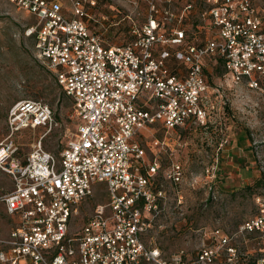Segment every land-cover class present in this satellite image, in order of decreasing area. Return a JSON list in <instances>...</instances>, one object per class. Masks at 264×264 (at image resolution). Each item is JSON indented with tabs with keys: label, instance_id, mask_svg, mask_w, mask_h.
Here are the masks:
<instances>
[{
	"label": "built area",
	"instance_id": "obj_1",
	"mask_svg": "<svg viewBox=\"0 0 264 264\" xmlns=\"http://www.w3.org/2000/svg\"><path fill=\"white\" fill-rule=\"evenodd\" d=\"M141 1L147 15L141 23L131 20V39L109 44L90 29L89 9L96 0H7L34 17L23 34L33 38L35 56L71 99L77 124L58 157L42 149L41 138L22 153L14 134L50 128L54 112L33 99L9 106L0 169L12 187L0 201L13 223L0 235V264H240L233 239L264 231V195H256L255 213L233 233L211 230V244L193 258L183 251L164 257L143 241L164 199L156 176L157 151L165 142L153 136L143 145L141 131L156 124L166 132L206 125L215 107L204 71L211 56L222 59L232 82L264 95V11L252 0ZM193 2L202 9L192 10ZM198 19L207 20L211 30L194 41L198 29L186 27L197 28ZM147 147L153 157L145 162ZM206 171L214 176L213 168ZM164 177L178 184L181 164L171 161ZM98 183L108 200L71 231L73 215ZM251 264H264V254Z\"/></svg>",
	"mask_w": 264,
	"mask_h": 264
},
{
	"label": "rangeland",
	"instance_id": "obj_2",
	"mask_svg": "<svg viewBox=\"0 0 264 264\" xmlns=\"http://www.w3.org/2000/svg\"><path fill=\"white\" fill-rule=\"evenodd\" d=\"M252 2L257 10L264 11V0ZM146 14V4L141 0H96L89 9V25L106 43L122 44L131 39V20L141 23ZM34 20L7 0L2 2L0 141L8 133L9 106L21 99L39 100L52 108L55 124L50 128L24 129L13 137L22 153L41 138L42 149L58 157L74 136L77 118L71 99L63 93L50 68L35 56L33 38L23 34L25 26ZM193 20L191 17L188 21ZM222 73L221 66L207 61L209 82L220 94L206 125L184 124L166 132L156 124L143 129L138 137L143 145L150 144L153 136L165 142L157 151L160 168L156 176L164 199L158 202L142 239L147 245L158 247L167 258L179 251L193 258L201 246L211 244L210 231L214 228L235 232L243 220L255 213L254 197L264 195V95L249 89L244 82L228 80ZM152 157L147 147L145 162ZM171 161L179 162L183 169L178 184L164 177ZM211 168L214 176L206 171ZM11 187L10 176L0 169V194ZM94 189L73 215L71 231L79 229L96 205L108 200L102 184H96ZM12 223L0 201V235H6ZM233 242L240 249V264H251L264 254V231L239 234Z\"/></svg>",
	"mask_w": 264,
	"mask_h": 264
},
{
	"label": "crops",
	"instance_id": "obj_3",
	"mask_svg": "<svg viewBox=\"0 0 264 264\" xmlns=\"http://www.w3.org/2000/svg\"><path fill=\"white\" fill-rule=\"evenodd\" d=\"M201 9H202V5H200V2H193L192 10H194L196 12V10H201ZM196 24H197V28L196 27L192 28V25H188L186 28L188 30L189 29H194V30L198 29L196 34L195 35L193 34V39L192 40L201 41L202 39H204L205 35L208 34V30H211V28H210L207 20L203 22L202 19H198ZM188 34L191 37V33L188 32ZM206 36H209V35H206ZM222 74L224 75V71H223ZM227 79L229 80L228 77H227ZM209 85H210V90L215 91V94L211 95V97H212L211 101H214V106H215V100L217 99V96L220 94V92L218 91V88L212 86L210 83H209Z\"/></svg>",
	"mask_w": 264,
	"mask_h": 264
},
{
	"label": "trees",
	"instance_id": "obj_4",
	"mask_svg": "<svg viewBox=\"0 0 264 264\" xmlns=\"http://www.w3.org/2000/svg\"><path fill=\"white\" fill-rule=\"evenodd\" d=\"M146 10H147V6H146ZM147 15V14H146ZM129 41V40H128ZM127 42V41H126ZM207 61H214L215 64H218L219 66H221L222 70L224 71V68L222 66V59L219 57V56H211V57H208L206 59V64H205V68H204V71L205 73L207 74ZM208 75V74H207ZM64 93V92H63ZM65 94V93H64ZM7 191V190H6ZM6 191L2 192L0 195L4 194Z\"/></svg>",
	"mask_w": 264,
	"mask_h": 264
}]
</instances>
